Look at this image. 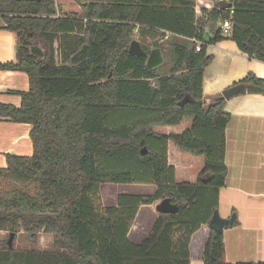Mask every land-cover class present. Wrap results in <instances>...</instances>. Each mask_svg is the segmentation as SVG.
<instances>
[{"label": "trees", "instance_id": "obj_1", "mask_svg": "<svg viewBox=\"0 0 264 264\" xmlns=\"http://www.w3.org/2000/svg\"><path fill=\"white\" fill-rule=\"evenodd\" d=\"M74 1L82 16L59 12L55 0H0L15 39L14 59L0 69L25 72L29 81L28 90L14 92L18 106L0 102V119L28 123L32 143L31 155L6 153L0 167V177L12 183L0 189V231L23 230L32 243L39 232L51 234L58 247L20 251L6 241L0 264H189L190 237L217 209L227 174L224 131L231 115L221 94L203 96V69L212 60L205 47L223 37L220 23L230 18L238 49L264 62V0H230L229 8L214 5L202 16L196 0ZM164 30L173 35L142 42ZM137 34L146 52L162 48L164 66L150 70L144 56L129 53ZM236 84L245 86L241 94H264V79L252 72ZM121 112L130 115L108 123L109 114ZM117 158L127 163L113 170ZM174 161L182 173L202 165L194 178L179 179ZM132 182L152 183L155 191L119 193L103 209L95 203L100 184ZM163 198L177 212L157 213L148 235L132 242L139 205ZM223 253L222 232L209 228L204 264H264L228 262Z\"/></svg>", "mask_w": 264, "mask_h": 264}, {"label": "crops", "instance_id": "obj_2", "mask_svg": "<svg viewBox=\"0 0 264 264\" xmlns=\"http://www.w3.org/2000/svg\"><path fill=\"white\" fill-rule=\"evenodd\" d=\"M55 1L59 12L81 16L84 13L82 7L74 0ZM205 1L196 0L199 8L196 9L197 16H202L203 9H210L204 6ZM204 35L206 38L211 36L207 29ZM153 36L155 41L159 36L163 40L167 39L164 32L162 36L159 32ZM146 38H150V35H145L143 40ZM205 48L206 53L212 55V60L203 69L204 97L221 94L248 72L264 79V62L242 53L230 37L209 42ZM14 56V34L7 29L4 18L0 15V62L10 61ZM28 87L29 81L25 72L0 69V102L18 106L21 97L14 92L26 91ZM224 110L229 112L231 117L224 131V162L227 174L224 186L218 190L217 210L223 218L234 214L237 223L222 232L223 259L228 262H264V94H236L230 99H225ZM171 130L179 132L182 127ZM29 132L28 123L0 119V167L6 166V153L23 156L32 154ZM172 163L176 178L185 174L180 171V162ZM190 176L195 177L194 174ZM207 224H202L191 235L193 237L201 233L204 238L202 250L208 236ZM202 252L196 255L189 253V264H204Z\"/></svg>", "mask_w": 264, "mask_h": 264}, {"label": "rangeland", "instance_id": "obj_3", "mask_svg": "<svg viewBox=\"0 0 264 264\" xmlns=\"http://www.w3.org/2000/svg\"><path fill=\"white\" fill-rule=\"evenodd\" d=\"M154 33L151 32L150 38H146L142 42L144 44L150 45L154 40ZM160 37V36H159ZM135 39L139 41V35H135ZM149 39L151 41H149ZM162 41V37L158 39ZM140 42V41H139ZM165 55V54H164ZM166 57V56H165ZM167 62V59H166ZM166 64V63H165ZM164 64V65H165ZM163 65V66H164ZM162 67V66H161ZM130 113H112L108 115V123H112V125H116L125 121L129 117ZM109 123V124H110ZM31 155V154H30ZM116 160V161H115ZM113 159L112 164L113 170L122 169L124 164L127 163L125 159ZM201 163H192L191 166L187 167L185 170V175L178 177L190 178L191 174H194L195 171L201 167ZM12 183L7 179L0 177V189L10 188ZM29 191L33 194L36 192L35 185L29 184L27 186ZM155 191V185L152 183H138L132 182L129 184H114V183H102L99 185L97 195L94 197L95 203L100 209L105 208L106 206L114 205L117 200V194L119 193H134V194H153ZM158 202L155 201L151 204H141L136 212V216L134 220L131 222L130 230L128 232V238L134 243L141 242L150 232L152 225L154 223L155 218L157 217L156 204ZM9 233L7 231H0V248H5L6 241L9 237ZM196 234V233H195ZM204 238L201 237V233L194 235L190 238L188 242V250L190 255L200 254L202 250V241ZM13 248L15 250L26 251V250H54L57 249V244L53 241V236L51 234H46L43 232H39L35 238V243L31 242L29 234L25 231H19L14 238Z\"/></svg>", "mask_w": 264, "mask_h": 264}, {"label": "water", "instance_id": "obj_4", "mask_svg": "<svg viewBox=\"0 0 264 264\" xmlns=\"http://www.w3.org/2000/svg\"><path fill=\"white\" fill-rule=\"evenodd\" d=\"M219 7L221 8H229L230 3L221 2L219 3ZM129 53L135 55H141L146 58L145 65L148 69L153 70L163 66L166 63V57L161 47L154 46L148 52H146L140 42L136 39H133L128 47ZM245 86L243 84L232 85L221 92V95L224 99H230L232 96L239 94L242 90H244ZM187 101V98H184L179 102L180 105H183L184 102ZM206 103V99L203 100ZM142 152H145V148H142ZM157 213H174L178 210V205L176 203H172L169 198H163L156 204ZM235 215L232 214L229 218H223L219 215L218 210H214L211 218L208 222V228L217 231L223 232V230L234 223ZM15 233L10 232L9 237L7 239V245L9 248L13 247Z\"/></svg>", "mask_w": 264, "mask_h": 264}, {"label": "built area", "instance_id": "obj_5", "mask_svg": "<svg viewBox=\"0 0 264 264\" xmlns=\"http://www.w3.org/2000/svg\"><path fill=\"white\" fill-rule=\"evenodd\" d=\"M221 2L230 3V0H206L204 6L206 8H211L212 6L218 5ZM195 9H197V10L199 9L197 5H195ZM232 12H233V9H230V11H229L230 15L232 14ZM163 32H164L165 38H169L170 36L173 35V33H171L170 31L164 30ZM220 34L223 37H229L231 35V21H230V18H225V19H223L221 21V23H220ZM191 40L196 42V50H199L200 49V42L194 40V38L191 39Z\"/></svg>", "mask_w": 264, "mask_h": 264}]
</instances>
